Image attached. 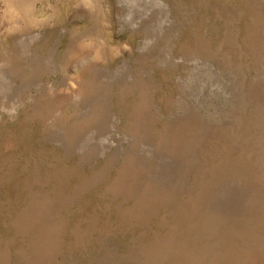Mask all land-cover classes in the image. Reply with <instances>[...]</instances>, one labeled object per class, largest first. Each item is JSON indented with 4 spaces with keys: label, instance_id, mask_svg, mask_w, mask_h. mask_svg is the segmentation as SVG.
<instances>
[{
    "label": "rangeland",
    "instance_id": "rangeland-1",
    "mask_svg": "<svg viewBox=\"0 0 264 264\" xmlns=\"http://www.w3.org/2000/svg\"><path fill=\"white\" fill-rule=\"evenodd\" d=\"M0 264H264V0H0Z\"/></svg>",
    "mask_w": 264,
    "mask_h": 264
}]
</instances>
